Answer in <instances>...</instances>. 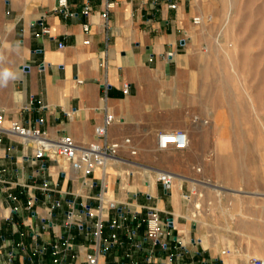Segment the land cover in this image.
Instances as JSON below:
<instances>
[{"label": "crops", "instance_id": "0c3cea01", "mask_svg": "<svg viewBox=\"0 0 264 264\" xmlns=\"http://www.w3.org/2000/svg\"><path fill=\"white\" fill-rule=\"evenodd\" d=\"M68 1L74 14L65 16L55 10L57 0H0V72L15 77L0 86V264L10 258L11 264H52L55 244L69 264H89L95 255L98 264H250L246 248L205 232L195 219L182 177L189 167L173 171L178 176L170 188L155 177L158 155L172 150L158 147L157 132L185 128L193 148L194 132L202 129L190 120L188 74L181 71L197 28L195 1L114 0L108 28L105 0ZM86 4L92 7L88 16ZM44 27L50 33H42ZM124 82L130 83L127 93ZM106 111L114 115L109 137L131 136L137 152L123 148L120 160L89 175L65 159L37 157L33 142L8 131L17 121L40 127L49 138L68 134L85 144L97 139L95 127ZM189 149L173 148L184 154ZM198 180H190L193 190L204 184ZM150 206L173 220L167 251L146 237Z\"/></svg>", "mask_w": 264, "mask_h": 264}, {"label": "rangeland", "instance_id": "374dc122", "mask_svg": "<svg viewBox=\"0 0 264 264\" xmlns=\"http://www.w3.org/2000/svg\"><path fill=\"white\" fill-rule=\"evenodd\" d=\"M194 1L201 22L181 71L190 120L202 129L193 148L189 134L188 153L171 148L156 162L171 171L189 167L182 177L205 232L264 257V0ZM193 178L204 184L193 190Z\"/></svg>", "mask_w": 264, "mask_h": 264}, {"label": "built area", "instance_id": "2783aa9c", "mask_svg": "<svg viewBox=\"0 0 264 264\" xmlns=\"http://www.w3.org/2000/svg\"><path fill=\"white\" fill-rule=\"evenodd\" d=\"M114 0L104 1V10L102 12L103 24L106 28L109 27V11L114 7ZM170 7L176 8V2H170ZM55 10L61 12L65 16L74 14L69 9L68 0H57ZM92 7L90 4H86L83 9L85 15H90ZM193 22L198 24L201 22V16L197 15L193 18ZM83 29L85 32L90 30V23H83ZM42 33H50L49 27H44ZM90 40L86 39L88 43ZM62 45V43H60ZM173 51H167L166 57H172ZM130 83H123V90L127 93L129 91ZM108 85H105L107 91ZM106 94L104 98H106ZM43 121L42 118L37 119L38 123ZM114 121V115L108 111L105 112L103 121L96 125L95 133L97 139L85 143L79 144L68 134H62L55 139L49 138L45 135L44 131L40 127H29L20 124L17 121H12L8 128V131L20 135L25 142H33L36 145V156L43 157L45 155L54 158H62L67 160L71 167L75 171H81L85 175L92 173L97 167L104 168L110 161L120 160V152L123 148H129L132 153H136L137 149L133 147V139L131 136H125L122 139H111L109 137L108 129L111 123ZM4 122V115L0 110V125ZM158 147L161 149H187L190 145V135L187 130L183 128H175L170 130H159L157 132ZM177 174L171 170L157 168L155 170V177L158 181H161L167 188H170L176 178ZM99 199L103 201V194H99ZM60 205V201L56 202ZM110 207H115L114 201H109ZM116 220L112 225H116ZM146 225V237L150 239L155 245H159L161 251H167L169 243L167 241L168 236L172 235L174 224L172 219L163 220L160 216V211L155 206H150L145 218ZM135 231H132V235H135ZM115 238V234L112 235ZM137 247H142L141 242L136 243ZM54 258L52 264H69L66 261L65 254L62 252L58 244L53 246ZM154 257V250H151L150 255L147 257V262L151 263ZM12 259H9L11 264ZM89 264H98L97 256H91L89 258ZM250 264H264V257L251 256Z\"/></svg>", "mask_w": 264, "mask_h": 264}, {"label": "clouds", "instance_id": "9594fccd", "mask_svg": "<svg viewBox=\"0 0 264 264\" xmlns=\"http://www.w3.org/2000/svg\"><path fill=\"white\" fill-rule=\"evenodd\" d=\"M10 78H15L9 71L0 72V86H6Z\"/></svg>", "mask_w": 264, "mask_h": 264}, {"label": "bare ground", "instance_id": "6f19581e", "mask_svg": "<svg viewBox=\"0 0 264 264\" xmlns=\"http://www.w3.org/2000/svg\"><path fill=\"white\" fill-rule=\"evenodd\" d=\"M199 181V180H198ZM201 183V182H200ZM218 190V189H217Z\"/></svg>", "mask_w": 264, "mask_h": 264}]
</instances>
